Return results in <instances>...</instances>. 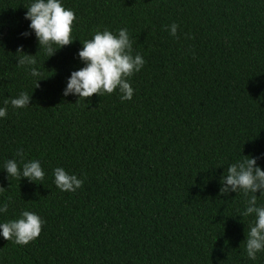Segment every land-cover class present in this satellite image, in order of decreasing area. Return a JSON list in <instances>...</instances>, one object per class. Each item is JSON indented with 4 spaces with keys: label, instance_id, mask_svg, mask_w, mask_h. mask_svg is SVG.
Here are the masks:
<instances>
[{
    "label": "trees",
    "instance_id": "16d2710c",
    "mask_svg": "<svg viewBox=\"0 0 264 264\" xmlns=\"http://www.w3.org/2000/svg\"><path fill=\"white\" fill-rule=\"evenodd\" d=\"M28 2L0 0V106L30 95L0 118V222L29 210L44 223L25 245L0 237V264H264L245 252L247 197L219 192L230 163L255 156L264 170V0H63L74 40L50 57L21 35ZM105 28H126L145 61L132 98L64 96L81 41ZM25 54L38 86L16 63ZM20 149L43 181L2 170ZM55 167L82 186L61 191Z\"/></svg>",
    "mask_w": 264,
    "mask_h": 264
},
{
    "label": "clouds",
    "instance_id": "9594fccd",
    "mask_svg": "<svg viewBox=\"0 0 264 264\" xmlns=\"http://www.w3.org/2000/svg\"><path fill=\"white\" fill-rule=\"evenodd\" d=\"M24 18L29 22L22 36L34 34L39 47H43L50 57L54 52L70 44L72 24L75 14L71 8L65 7L63 0H29L25 6ZM178 25L173 22L166 26L169 34L176 36ZM82 47L76 56L82 66L70 72L62 90L64 96L69 94L80 97H90L93 93L111 94L114 90L120 93L121 101L130 100L134 89L129 78L139 72L144 66V59L139 53L134 54L132 40L126 28L117 32L108 29L95 31L90 38L81 41ZM52 45H57L53 47ZM23 53V52H22ZM18 66H24L28 75L34 79L35 85L43 79L37 66L35 56L25 54L17 59ZM30 95L21 92L16 97L6 99L0 106V118L7 115V105L13 108H23L30 104ZM16 156L21 162L13 159L5 161L2 170L7 176L27 178L29 181H43L45 172L39 160H23V150ZM247 159L230 163L226 172L220 177L221 194L238 191L246 197V204L241 215L254 216L245 238V252L250 260H256L257 253L264 251V206L257 203V191L264 195V170L257 164V157L246 156ZM53 182L61 191L75 192L83 184V179L75 173L67 172L63 167L53 169ZM8 203H0V213L7 212ZM44 221L35 212L23 210L16 219L0 222V237L13 239L18 245L28 244L36 239Z\"/></svg>",
    "mask_w": 264,
    "mask_h": 264
}]
</instances>
